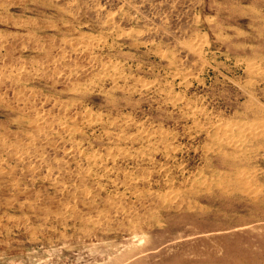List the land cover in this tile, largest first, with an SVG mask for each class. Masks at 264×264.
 Returning <instances> with one entry per match:
<instances>
[{
	"label": "rangeland",
	"instance_id": "obj_1",
	"mask_svg": "<svg viewBox=\"0 0 264 264\" xmlns=\"http://www.w3.org/2000/svg\"><path fill=\"white\" fill-rule=\"evenodd\" d=\"M250 15L238 0H0V264H264Z\"/></svg>",
	"mask_w": 264,
	"mask_h": 264
},
{
	"label": "bare ground",
	"instance_id": "obj_2",
	"mask_svg": "<svg viewBox=\"0 0 264 264\" xmlns=\"http://www.w3.org/2000/svg\"><path fill=\"white\" fill-rule=\"evenodd\" d=\"M72 2V1H71ZM144 3V2H143ZM238 3L243 5H246L247 8L251 11V18L246 21V27L250 28L254 33H256V36H252L250 39L253 41H260V38L258 36H261L262 33H264V0H238ZM87 4V3H86ZM136 4V3H135ZM138 6V5H137ZM75 7V6H74ZM100 7V6H99ZM240 8V6H239ZM9 10V9H8ZM146 10V9H145ZM221 10V9H220ZM237 10V9H236ZM241 10V9H240ZM110 11V10H109ZM127 11V10H126ZM72 12V11H71ZM162 12V11H161ZM232 12V11H231ZM247 12V11H246ZM108 13V12H107ZM113 13V12H112ZM233 14V13H232ZM117 15V14H115ZM103 17V16H102ZM245 17V16H244ZM109 18V17H108ZM111 18V17H110ZM117 19V18H116ZM168 19V18H167ZM104 20V19H103ZM118 21V20H117ZM167 21V20H166ZM85 22V21H84ZM83 23V22H82ZM103 23V22H102ZM107 24V23H106ZM102 25V24H101ZM123 26V25H122ZM152 26V25H151ZM150 26V27H151ZM154 26V25H153ZM119 28V27H118ZM154 29V28H153ZM146 31V30H145ZM127 32V31H124ZM250 32V31H249ZM128 33V32H127ZM76 34V33H75ZM163 35V34H162ZM182 35V34H181ZM241 35V34H240ZM2 36V35H1ZM197 36V35H196ZM203 36V35H202ZM80 37V36H79ZM248 37V36H247ZM262 37V36H261ZM147 38V37H146ZM197 38V37H196ZM193 39V38H192ZM89 40V39H88ZM191 40V39H190ZM207 40V39H206ZM84 41V39H83ZM95 41V40H94ZM153 41V40H152ZM81 42V41H80ZM197 42V41H196ZM206 42V41H205ZM87 43V42H86ZM90 43V42H89ZM99 43V41H98ZM67 44V43H66ZM97 44V42H96ZM26 46V45H25ZM174 46V45H173ZM74 47V46H73ZM26 48V47H25ZM61 49V48H60ZM77 51V50H76ZM79 51V50H78ZM81 52V51H80ZM67 53V52H66ZM53 54V53H52ZM66 55V54H65ZM72 57V56H71ZM70 57V58H71ZM56 59V56H55ZM77 60V59H76ZM1 61V60H0ZM25 62V61H24ZM76 62V61H75ZM33 63V62H32ZM31 63V64H32ZM52 63V62H51ZM53 64V63H52ZM71 64V63H70ZM26 65V64H25ZM14 65H12L11 68H13ZM22 66V65H21ZM44 66V65H43ZM66 66V65H65ZM25 68V67H24ZM29 69V68H28ZM36 69V68H35ZM40 69V68H39ZM19 70V68H18ZM17 70V71H18ZM57 70V69H56ZM55 70V71H56ZM61 70V69H60ZM71 70V69H70ZM9 72V71H8ZM67 76V75H66ZM21 77V76H20ZM152 82V81H151ZM26 85V84H25ZM6 88V87H5ZM26 89V88H25ZM29 91V90H28ZM35 94V93H34ZM24 95V94H23ZM35 98V97H34ZM46 99V98H45ZM56 99V98H55ZM4 101V100H3ZM44 102V101H43ZM42 102V103H43ZM36 103V102H35ZM17 104V103H16ZM11 105V104H10ZM30 106V105H29ZM34 107V106H33ZM37 108V107H36ZM41 108V107H40ZM45 108V107H44ZM33 109V108H32ZM37 110V109H36ZM39 110V109H38ZM38 112V111H37ZM49 112V111H48ZM44 113V112H43ZM42 114V113H41ZM32 116V115H31ZM37 116V115H36ZM40 116V115H39ZM49 117V116H48ZM43 118V117H42ZM42 122V121H41ZM57 122V121H56ZM36 123V122H35ZM45 124V123H44ZM40 125V122H39ZM37 126V125H36ZM229 126V125H228ZM43 128V127H42ZM243 129V128H242ZM33 132V131H32ZM29 134V133H28ZM32 136V135H31ZM7 137V136H6ZM30 137V136H29ZM238 137V136H237ZM5 138V137H4ZM4 140V139H3ZM21 142V141H20ZM3 143V142H2ZM244 143V142H243ZM30 144V143H29ZM35 145V144H34ZM31 147V146H30ZM254 148V147H253ZM256 150V149H255ZM20 151V150H19ZM24 153V151H23ZM250 153V152H249ZM8 154V153H7ZM19 154V153H18ZM255 154V153H254ZM32 155V154H31ZM51 155V154H50ZM251 156V155H250ZM31 157V156H30ZM21 158V157H20ZM246 158V157H245ZM249 158V156H248ZM18 160V159H17ZM22 160V159H21ZM20 161V160H19ZM42 164V163H41ZM30 165V164H29ZM28 165V166H29ZM3 167V166H2ZM38 167V166H37ZM49 167V166H48ZM55 167V166H54ZM36 168V167H35ZM48 169V168H47ZM50 170V169H49ZM48 170V171H49ZM66 170V169H65ZM45 171V170H44ZM52 171V170H51ZM43 172V171H42ZM44 173V172H43ZM12 174V173H11ZM20 175V174H19ZM46 175V174H45ZM70 175V174H68ZM65 176V175H64ZM10 177V176H9ZM43 177V176H42ZM72 177V176H71ZM55 178V177H54ZM15 181L16 178H14ZM34 180V179H33ZM58 180V179H57ZM30 181V180H29ZM35 181V180H34ZM55 182V181H54ZM63 182V181H62ZM14 184V183H13ZM3 185V184H2ZM8 185V184H7ZM6 185V186H7ZM18 185V184H17ZM24 185V184H23ZM27 185V184H26ZM32 185V183H31ZM68 185V184H67ZM5 186V187H6ZM25 186V185H24ZM17 187V186H16ZM21 188V187H20ZM47 188V187H46ZM49 188V187H48ZM59 190V189H58ZM48 191V190H47ZM15 195V194H14ZM5 196V195H4ZM13 198V197H12ZM76 200V199H75ZM20 204V203H19ZM182 206V205H181ZM51 212V210H50ZM65 213V212H64ZM69 217V216H68ZM95 218V217H94ZM63 219V218H62ZM91 219V218H90ZM107 225V224H106Z\"/></svg>",
	"mask_w": 264,
	"mask_h": 264
}]
</instances>
